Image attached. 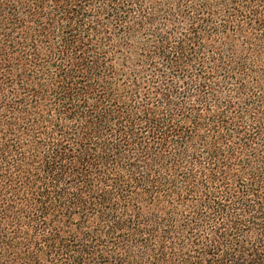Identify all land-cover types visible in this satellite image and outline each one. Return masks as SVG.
Masks as SVG:
<instances>
[{
	"label": "trees",
	"instance_id": "1",
	"mask_svg": "<svg viewBox=\"0 0 264 264\" xmlns=\"http://www.w3.org/2000/svg\"><path fill=\"white\" fill-rule=\"evenodd\" d=\"M0 264H264V0H0Z\"/></svg>",
	"mask_w": 264,
	"mask_h": 264
}]
</instances>
